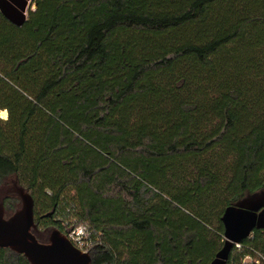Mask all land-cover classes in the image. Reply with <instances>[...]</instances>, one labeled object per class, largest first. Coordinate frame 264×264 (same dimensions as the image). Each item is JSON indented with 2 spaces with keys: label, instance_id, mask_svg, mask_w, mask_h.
<instances>
[{
  "label": "trees",
  "instance_id": "16d2710c",
  "mask_svg": "<svg viewBox=\"0 0 264 264\" xmlns=\"http://www.w3.org/2000/svg\"><path fill=\"white\" fill-rule=\"evenodd\" d=\"M2 111L0 187L91 264H211L264 193V0H0ZM227 264H264V228Z\"/></svg>",
  "mask_w": 264,
  "mask_h": 264
},
{
  "label": "water",
  "instance_id": "95a60500",
  "mask_svg": "<svg viewBox=\"0 0 264 264\" xmlns=\"http://www.w3.org/2000/svg\"><path fill=\"white\" fill-rule=\"evenodd\" d=\"M10 197L18 199L19 205L7 216L4 202ZM34 207L31 192L17 179L0 188V248L24 256L29 264H91V254L69 240L70 227L65 232L51 228L41 233L34 222ZM222 221L225 243L211 264H227L234 245L255 228H264V193L229 207Z\"/></svg>",
  "mask_w": 264,
  "mask_h": 264
},
{
  "label": "built area",
  "instance_id": "2783aa9c",
  "mask_svg": "<svg viewBox=\"0 0 264 264\" xmlns=\"http://www.w3.org/2000/svg\"><path fill=\"white\" fill-rule=\"evenodd\" d=\"M71 229L68 234L70 241L81 251L90 253L94 245L90 233L82 226L71 227ZM236 246L240 247V244H236Z\"/></svg>",
  "mask_w": 264,
  "mask_h": 264
},
{
  "label": "flooded vegetation",
  "instance_id": "af4514ba",
  "mask_svg": "<svg viewBox=\"0 0 264 264\" xmlns=\"http://www.w3.org/2000/svg\"><path fill=\"white\" fill-rule=\"evenodd\" d=\"M10 198H14V197H10ZM17 201H19L18 199H16ZM9 201V198L5 199V202H4V205H5V209H6V212H7V216H9L11 213H13L15 211V209L18 207L19 205V202L18 204H16V206L12 209V211H8L7 210V202ZM47 216V215H46ZM45 216V217H46ZM49 217V216H48ZM55 223L54 225L50 226V227H45L40 220H38L37 216H36V213H35V207H34V222L35 224L37 225L38 229L41 231V233H45L47 230L51 229V228H58L59 230H61L62 232H65V229H61L60 228V225L57 223V220L54 219ZM68 236V235H67ZM69 238V237H68ZM70 240V239H69Z\"/></svg>",
  "mask_w": 264,
  "mask_h": 264
},
{
  "label": "rangeland",
  "instance_id": "374dc122",
  "mask_svg": "<svg viewBox=\"0 0 264 264\" xmlns=\"http://www.w3.org/2000/svg\"><path fill=\"white\" fill-rule=\"evenodd\" d=\"M32 9V10H34L35 8H36V6L34 5V3L31 1V2H29V7H27V9ZM27 14H28V11H27ZM7 119H8V113H7ZM7 119H5V120H7ZM5 185H9V183H6ZM4 185V186H5ZM0 188H2V187H0ZM18 202L19 201H17L16 203L18 204ZM71 228V227H70Z\"/></svg>",
  "mask_w": 264,
  "mask_h": 264
},
{
  "label": "bare ground",
  "instance_id": "6f19581e",
  "mask_svg": "<svg viewBox=\"0 0 264 264\" xmlns=\"http://www.w3.org/2000/svg\"><path fill=\"white\" fill-rule=\"evenodd\" d=\"M0 117L2 118V119H7V112L6 111H2L1 113H0Z\"/></svg>",
  "mask_w": 264,
  "mask_h": 264
}]
</instances>
